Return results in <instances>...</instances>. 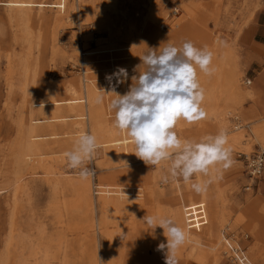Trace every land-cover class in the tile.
I'll use <instances>...</instances> for the list:
<instances>
[{
    "label": "rangeland",
    "instance_id": "374dc122",
    "mask_svg": "<svg viewBox=\"0 0 264 264\" xmlns=\"http://www.w3.org/2000/svg\"><path fill=\"white\" fill-rule=\"evenodd\" d=\"M7 1L0 0V264H165L157 247L167 239L162 228L143 222L146 215L170 217L188 234L178 264H231L223 242L218 250L221 235L252 263L264 264V173L252 185L245 160L264 149V111L245 109L260 97L255 83L264 74V52L251 33L247 45L241 41L256 26L264 0H67L65 10L27 14L9 10L2 5ZM185 41L212 51L215 73L197 69L207 118L181 119L174 131L198 142L226 130L235 161L227 170H211L217 178L202 194L182 178L163 182L170 162L152 166L134 154L133 142L120 150L110 144L131 139L114 127L109 105L146 70L140 56ZM118 68L128 78L113 88L115 78L110 83L107 77ZM72 99L85 101L81 116L63 104ZM47 101L63 105L43 111ZM30 127L41 139L38 152L27 150ZM82 133L104 146L88 165L95 175L87 180L64 156ZM207 179L196 175L191 182ZM108 190L117 199L103 205ZM195 204L207 223L190 230L184 210Z\"/></svg>",
    "mask_w": 264,
    "mask_h": 264
},
{
    "label": "clouds",
    "instance_id": "9594fccd",
    "mask_svg": "<svg viewBox=\"0 0 264 264\" xmlns=\"http://www.w3.org/2000/svg\"><path fill=\"white\" fill-rule=\"evenodd\" d=\"M140 57L146 70L133 77L135 84L126 94H115L110 102L109 108L115 112L114 127L127 133L135 145L134 154L146 164L160 166L162 162H170L163 182L167 183L169 177L182 178L195 193L202 194L217 178L211 170H227L235 163L228 133L222 129L217 135L202 137L197 142L181 140L174 129L181 119L193 124L207 118L202 107L205 90L199 83L197 69L207 76L213 75V53L206 46L201 49L185 41L181 48L167 44L159 54L149 49ZM114 78L113 88L125 82L127 70L118 68L107 77L110 83ZM102 102V96L95 97L96 104ZM99 148L95 135L82 133L73 148L64 153L67 166L78 170L82 180L93 177L95 169L88 165ZM196 175L209 179L191 182ZM143 222L152 229H163L167 243H160L157 250L164 251L165 264H178L177 252L188 239L186 231L166 216L146 215Z\"/></svg>",
    "mask_w": 264,
    "mask_h": 264
},
{
    "label": "bare ground",
    "instance_id": "6f19581e",
    "mask_svg": "<svg viewBox=\"0 0 264 264\" xmlns=\"http://www.w3.org/2000/svg\"><path fill=\"white\" fill-rule=\"evenodd\" d=\"M66 2L67 0H58L57 2L53 3V4H46V3H33L30 0H9L5 3H2L3 6L7 7L9 10L14 11L16 13L19 14H27L28 11H30L32 8H39L44 9V8H53V9H63L65 10L66 8ZM10 80V79H9ZM86 90V96L88 97V101L91 103V101L93 100V94L92 91L88 88H85ZM69 92V91H68ZM50 95V94H49ZM51 96V95H50ZM72 97V96H71ZM86 97V98H87ZM87 100V99H86ZM85 102L84 100H79V99H72V100H67L65 101V105H68V111H75L77 113L76 116H81L83 114V112L85 111V107L81 106L80 104ZM62 103H58V102H51V101H47L44 102L42 104H40L43 108V111H57L60 108V105H63ZM88 104V103H87ZM42 113V112H41ZM90 116H92V114H90ZM51 119V118H50ZM37 122H35L36 124ZM39 123H43L42 121ZM49 128V127H48ZM24 129V128H23ZM35 134V127H30L29 132H28V136H29V141L28 142V146H27V150L30 152H38V143H36L37 141L41 140L38 139L40 137H36L34 136ZM256 136V135H255ZM258 137V136H257ZM256 142L260 145V147L262 146L261 143L256 139V137H254ZM260 138V137H258ZM132 139H113L110 141L111 146H113V149L116 150H120V149H124L128 143H132ZM100 147H104L101 144H99ZM263 150V149H261ZM113 153L115 152L112 151ZM40 160V159H39ZM25 161V160H24ZM63 172H59V173H54L52 174L53 177H59L61 175H63ZM26 176V175H25ZM54 180V179H53ZM58 180V179H55ZM59 185V184H58ZM18 186V185H17ZM105 188H111V186H107ZM16 192V191H15ZM104 194H107L105 196L108 197H103L102 201H103V205H109L111 204L114 200H116L117 198L114 197H110L113 194H117L116 191H102ZM15 199V198H14ZM87 203H91V199L87 200ZM217 240V239H216ZM224 241V243H226V247L228 248V246L231 247V242L229 240L226 239L225 236H222L217 240L216 244L218 246V250H219V245ZM10 245V244H9ZM8 245V246H9ZM8 249V248H7ZM235 255L238 257L239 255L237 253H235ZM248 261V260H247ZM248 263L250 264V262L248 261Z\"/></svg>",
    "mask_w": 264,
    "mask_h": 264
},
{
    "label": "built area",
    "instance_id": "2783aa9c",
    "mask_svg": "<svg viewBox=\"0 0 264 264\" xmlns=\"http://www.w3.org/2000/svg\"><path fill=\"white\" fill-rule=\"evenodd\" d=\"M250 84V81L247 82ZM235 120H238L237 118ZM246 166H247V174L249 176L250 181H252V185L256 184L262 178L264 173V149L258 151L255 155H245ZM94 177V176H93ZM249 186V189L250 187ZM95 190L98 189L97 186L94 185ZM97 193V191L95 192ZM96 195V194H95ZM185 218L187 228L190 230H199L206 225L207 220L204 214V208L201 204H195L194 206H186L185 210ZM230 241V240H229ZM231 242V241H230ZM233 246H228L227 258L231 262V264H249L246 259V253L242 248H238L232 243ZM237 253L239 256L235 255Z\"/></svg>",
    "mask_w": 264,
    "mask_h": 264
},
{
    "label": "crops",
    "instance_id": "0c3cea01",
    "mask_svg": "<svg viewBox=\"0 0 264 264\" xmlns=\"http://www.w3.org/2000/svg\"><path fill=\"white\" fill-rule=\"evenodd\" d=\"M250 33L255 42L254 46L257 48H261L264 52V11L257 14L256 26L253 28V30L249 33L248 31L245 32L243 37L241 38V41L243 42L244 45H247V41H248L247 36ZM262 60L264 61L263 58ZM255 90L260 97H258L257 101H255L254 103L248 102L245 105V109L251 111H264V74H261L260 76L257 77V81L255 83ZM241 127L242 125H237L236 127H234V130H239L241 129ZM234 245L240 248V246L235 242ZM231 246H233L232 243ZM224 248H225V253H228L229 249L226 247V243H224ZM246 259L250 262V264H254L252 263L248 255H246Z\"/></svg>",
    "mask_w": 264,
    "mask_h": 264
}]
</instances>
